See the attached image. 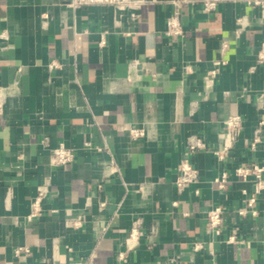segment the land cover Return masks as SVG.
<instances>
[{
    "label": "crops",
    "instance_id": "crops-1",
    "mask_svg": "<svg viewBox=\"0 0 264 264\" xmlns=\"http://www.w3.org/2000/svg\"><path fill=\"white\" fill-rule=\"evenodd\" d=\"M174 11L182 34L168 36ZM262 42L264 10L246 0L211 12L202 0H0V264H264V200L238 213L254 176L234 171L258 165L264 180ZM232 115L241 126L218 158ZM194 136L197 178L178 194ZM59 143L73 149L64 165L50 160ZM211 206L219 235L206 229ZM136 218L138 243L119 259Z\"/></svg>",
    "mask_w": 264,
    "mask_h": 264
},
{
    "label": "built area",
    "instance_id": "built-area-1",
    "mask_svg": "<svg viewBox=\"0 0 264 264\" xmlns=\"http://www.w3.org/2000/svg\"><path fill=\"white\" fill-rule=\"evenodd\" d=\"M67 5L77 8L86 5H122L126 0H60ZM221 0H202V9L205 12L213 11L217 4ZM248 4L258 7L260 10H264V0H246ZM165 34L168 36H177L182 34V26L177 11H174L166 21ZM102 42V41H101ZM100 42V43H101ZM257 61H264V42L261 43L259 51L257 53ZM225 126L223 132L219 136L217 146L214 149V153L218 158L223 156V153L231 148L232 140L234 139L237 130L241 126V120L238 116L232 115L227 117L225 120ZM131 132L134 134H139L140 131L137 129H131ZM258 140V137H254L251 146L255 145V142ZM205 148V142L200 136H194L187 142V149L180 158L177 167L176 175L174 179V187L176 193L180 194L186 187L191 183H194L197 178V169L193 165L190 156L196 151L203 150ZM73 159V149L69 146L59 143L52 148L50 154V160L56 165H64L65 163L70 162ZM235 173L245 177L248 173H251L254 176L253 181V191L251 196L247 199L246 207L240 209L238 213L245 214L246 211H250L251 214H255V210H252V205L254 201L260 197L264 200V180L261 178L262 167L258 165H253L251 168L244 166H237L234 169ZM225 180V175H222L219 179H215L219 187H223ZM262 191V192H261ZM48 188L46 184L38 185L36 193L31 201V208L26 216V220L31 221L36 218L41 211V201L46 197ZM175 203V201H173ZM103 205V202L100 203ZM206 229L208 232H211L215 235H219L222 228V209L220 206H211L206 211ZM78 223V221H76ZM140 227L141 221L139 218H136L132 221L130 229L120 243L118 247L117 257L119 259L124 258L127 251L133 249L139 240L140 236ZM232 239V237H230ZM195 248L198 245H194ZM23 250L28 252L26 246L18 247L14 250V255H18L19 251ZM70 264H89L82 261H74Z\"/></svg>",
    "mask_w": 264,
    "mask_h": 264
}]
</instances>
